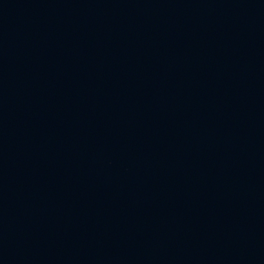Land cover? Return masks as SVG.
Returning a JSON list of instances; mask_svg holds the SVG:
<instances>
[{"label":"water","instance_id":"95a60500","mask_svg":"<svg viewBox=\"0 0 264 264\" xmlns=\"http://www.w3.org/2000/svg\"><path fill=\"white\" fill-rule=\"evenodd\" d=\"M0 264H264V0H0Z\"/></svg>","mask_w":264,"mask_h":264}]
</instances>
